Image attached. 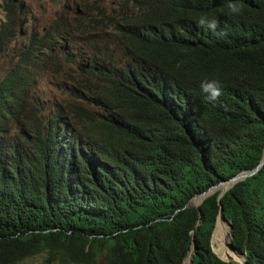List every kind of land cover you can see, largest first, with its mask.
Instances as JSON below:
<instances>
[{
  "label": "trees",
  "instance_id": "trees-1",
  "mask_svg": "<svg viewBox=\"0 0 264 264\" xmlns=\"http://www.w3.org/2000/svg\"><path fill=\"white\" fill-rule=\"evenodd\" d=\"M96 2L76 21L79 53L55 45L71 36L56 20L0 72V264H184L194 244V264H238L212 247L221 191L187 205L263 159L264 0ZM5 11L0 52L23 5ZM58 50L77 78L49 105L37 80ZM221 201L247 264H264V166Z\"/></svg>",
  "mask_w": 264,
  "mask_h": 264
},
{
  "label": "rangeland",
  "instance_id": "rangeland-1",
  "mask_svg": "<svg viewBox=\"0 0 264 264\" xmlns=\"http://www.w3.org/2000/svg\"><path fill=\"white\" fill-rule=\"evenodd\" d=\"M9 0H0V27L7 22L5 4ZM17 5H23V12H21L16 22V32L10 36L11 41L7 45V48L0 53H5L0 56V72L1 75L9 69L12 62L16 61V55L21 57V53L25 52L29 44L31 35L42 36L45 31L56 20H60L67 25V29L70 31V37L62 42L55 41V45L61 48V45L68 47L69 52L79 53L81 51L82 44L86 43L87 37L76 31V21L80 17V11L83 9L84 4H88L90 9H94L97 6L98 0H14ZM104 7L108 8L112 0H104ZM96 36H92L95 39ZM107 38V37H104ZM74 42V50L70 49L71 42ZM61 42V43H60ZM121 53H116V56ZM77 69L70 63H67L63 58V52L58 50L48 57V61L44 67L41 75L38 76V86L36 94L41 99H44L49 105H66V102L71 100L72 97L69 93L70 88L73 87L74 79L77 78ZM224 188L226 186H223ZM220 190V189H219ZM214 190L211 194L216 193ZM209 196V195H208ZM207 196V197H208ZM206 197V198H207ZM205 197L197 196L191 205L202 204L206 199ZM225 227V238L230 235V227L223 223ZM218 231L220 235L223 234L222 228L219 227ZM226 240L224 243L219 241H212L213 248L218 255L226 260L221 255V250H227ZM44 256H38L33 259L26 260L21 264H43Z\"/></svg>",
  "mask_w": 264,
  "mask_h": 264
},
{
  "label": "clouds",
  "instance_id": "clouds-1",
  "mask_svg": "<svg viewBox=\"0 0 264 264\" xmlns=\"http://www.w3.org/2000/svg\"><path fill=\"white\" fill-rule=\"evenodd\" d=\"M227 6H228V8H229V10H230V12L232 14L239 15L242 12V10H243V6L240 3H238V2H230ZM198 23H199L200 26L207 27L209 30H211L212 32L216 33L217 35L225 34L223 32H217L216 31L217 28L219 27V20L217 18H215V17L211 18V20L209 22L208 15L204 14V15H202L200 17ZM200 88H201V91L206 95V98H207V100L209 102H213L214 103V102L218 101L219 98L222 96V84H221V82L219 80H211V81L205 80V81L201 82ZM228 221H230V220H228ZM214 236L215 235H212V241H213ZM228 237L233 242V233L231 234V232H230V235ZM228 243H229V240H228ZM228 243H227L228 250L232 251L236 255V258H233V257L229 256V257H227L226 260H224L218 255V253L215 252V250L213 248V251L217 254L218 258L221 259L224 262H236L238 264H245V263L247 264V259H248L247 254L245 252H243L240 248L236 247V245L233 242L234 246L236 248L240 249L242 251V253L246 255V258L243 255L239 256L235 251L231 250V248L229 247ZM212 247H213V244H212ZM194 250H195V244H194L193 249H192L191 252L194 253ZM193 261H194V258H193Z\"/></svg>",
  "mask_w": 264,
  "mask_h": 264
},
{
  "label": "water",
  "instance_id": "water-1",
  "mask_svg": "<svg viewBox=\"0 0 264 264\" xmlns=\"http://www.w3.org/2000/svg\"><path fill=\"white\" fill-rule=\"evenodd\" d=\"M264 166V156H263V159L261 161V163L254 169V170H251V171H244L240 174H238L237 176H235L234 178L226 181V182H223L215 187H213L212 189H210L209 191H207L206 193H203L201 194L200 196L201 197H207L208 195L211 196L212 192L214 190H219L221 191L220 193V196H219V205H220V211H219V216H218V219H217V223H216V227H215V230H214V233L213 235H215V233L217 232L218 228H219V225L220 223L223 224V223H226L229 227H230V232L231 234L233 233L234 231V226L233 224L227 220L226 216H225V211H224V207H223V204H222V201H221V198L223 197V195L228 191L230 190L236 183H238L239 181H242L252 175H254L256 172H258L262 167ZM223 186H226V188H222ZM214 194V193H213ZM195 199V198H194ZM193 201V200H192ZM199 205L201 204H194V205H191V202L188 203L187 206H196L198 207ZM229 247L231 248V250L235 251L239 256L243 255L245 258H246V255L242 253V251L238 248H236L232 242L231 239H229ZM193 258H194V253L191 252L189 257L185 260L184 264H194V261H193ZM246 264V263H245Z\"/></svg>",
  "mask_w": 264,
  "mask_h": 264
},
{
  "label": "bare ground",
  "instance_id": "bare-ground-1",
  "mask_svg": "<svg viewBox=\"0 0 264 264\" xmlns=\"http://www.w3.org/2000/svg\"><path fill=\"white\" fill-rule=\"evenodd\" d=\"M222 188H224V187H222ZM219 227L222 228L223 234L225 235V228H224V225H223V224H220ZM215 234H216V237L220 236V233H219L218 230H217V232H216ZM223 234H222V235H223ZM227 239L229 240V237H228V236H227ZM214 242H215V236H214ZM227 251H228L231 255H233V256L229 255L230 257L236 258V255H235L232 251H230V250H228V249H227ZM229 256H228V257H229ZM224 258H225V257H224ZM226 258H227V257H226Z\"/></svg>",
  "mask_w": 264,
  "mask_h": 264
}]
</instances>
